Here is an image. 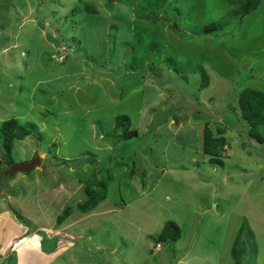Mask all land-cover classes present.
<instances>
[{
	"label": "rangeland",
	"instance_id": "374dc122",
	"mask_svg": "<svg viewBox=\"0 0 264 264\" xmlns=\"http://www.w3.org/2000/svg\"><path fill=\"white\" fill-rule=\"evenodd\" d=\"M238 10L0 0V128L28 132L13 168L0 135V264H264V139L250 133L264 123L238 106L244 88L264 91V0ZM88 186L103 199L85 213ZM169 220L181 236L161 243Z\"/></svg>",
	"mask_w": 264,
	"mask_h": 264
},
{
	"label": "trees",
	"instance_id": "16d2710c",
	"mask_svg": "<svg viewBox=\"0 0 264 264\" xmlns=\"http://www.w3.org/2000/svg\"><path fill=\"white\" fill-rule=\"evenodd\" d=\"M226 1H228L231 5H234L239 8L238 16H237L239 20H242L245 16L256 10L261 2V0H226ZM218 28H221L220 24L211 23L205 27V32L212 33ZM205 84L203 83V85ZM238 106L242 110V114L250 126L255 127L257 124L264 123V91L253 88H244L239 94ZM232 109L233 111H235L233 107ZM126 119H128V116L126 115L118 116L116 121L117 127H120L123 124L124 120ZM0 131H1L0 135L4 137L3 146L6 149L3 156L5 157L6 160V166L10 167L13 166L15 163L14 159L11 156V150L13 147L14 140H22L26 138L28 132L15 118L9 119L6 122H4L0 128ZM250 133L255 136H258L259 139L263 141L264 137L260 133L254 131H250ZM205 134L206 137L203 140L204 152H205L204 154L209 156V160L211 161V163L222 164L223 160L222 158L220 159V156L224 155L225 153L220 154L219 150H217L218 146L216 145L219 144L221 140L217 141L214 138H212L208 127H205ZM7 167L4 168V171L8 170ZM4 171L2 170L3 173ZM11 173L12 174L9 176L10 181H12L16 176L15 174H17L14 171ZM5 187H7V184L5 185ZM87 194L88 195L85 198V200L82 202V204L79 205L80 210L85 213L95 208L99 204V202L103 199V195L99 194L97 191L92 190L91 186H88ZM71 211L72 208L70 205H68L63 211V213L58 216L57 218L58 222L60 224L63 223V221L67 218V216L71 214ZM19 218L21 219L22 216H20ZM21 220H23L24 223L27 224L24 218ZM180 236H181L180 226L176 222L169 220L165 223L164 227L159 233L158 240L161 241V243L164 242L171 243L178 240Z\"/></svg>",
	"mask_w": 264,
	"mask_h": 264
},
{
	"label": "water",
	"instance_id": "95a60500",
	"mask_svg": "<svg viewBox=\"0 0 264 264\" xmlns=\"http://www.w3.org/2000/svg\"><path fill=\"white\" fill-rule=\"evenodd\" d=\"M40 160H41L40 157H36V159L33 162H31V164H28V167L30 166L29 168H31V166L38 164Z\"/></svg>",
	"mask_w": 264,
	"mask_h": 264
},
{
	"label": "crops",
	"instance_id": "0c3cea01",
	"mask_svg": "<svg viewBox=\"0 0 264 264\" xmlns=\"http://www.w3.org/2000/svg\"><path fill=\"white\" fill-rule=\"evenodd\" d=\"M48 24H50L49 22H48ZM58 54V53H57ZM59 57H62V53H60V55H59ZM7 191V190H6ZM0 195H2L1 197H0V201H2L3 200V194L0 192ZM9 195V194H8ZM11 223H12V221H10Z\"/></svg>",
	"mask_w": 264,
	"mask_h": 264
},
{
	"label": "clouds",
	"instance_id": "9594fccd",
	"mask_svg": "<svg viewBox=\"0 0 264 264\" xmlns=\"http://www.w3.org/2000/svg\"><path fill=\"white\" fill-rule=\"evenodd\" d=\"M39 157V156H38ZM41 159V158H40ZM33 169H35V167H33Z\"/></svg>",
	"mask_w": 264,
	"mask_h": 264
},
{
	"label": "bare ground",
	"instance_id": "6f19581e",
	"mask_svg": "<svg viewBox=\"0 0 264 264\" xmlns=\"http://www.w3.org/2000/svg\"><path fill=\"white\" fill-rule=\"evenodd\" d=\"M32 168H33V167H32ZM32 168H31L30 170H32ZM30 170H29V171H30Z\"/></svg>",
	"mask_w": 264,
	"mask_h": 264
}]
</instances>
